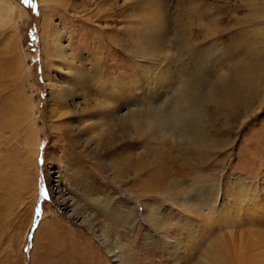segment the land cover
I'll return each mask as SVG.
<instances>
[{
  "label": "rangeland",
  "instance_id": "obj_1",
  "mask_svg": "<svg viewBox=\"0 0 264 264\" xmlns=\"http://www.w3.org/2000/svg\"><path fill=\"white\" fill-rule=\"evenodd\" d=\"M6 1L0 0V14L4 13L0 15V120L14 119L15 123L0 132V264H112L86 228L77 225L79 230L69 231L64 210L56 204L46 154H59V164L66 171L71 165L60 159L63 152L70 159L76 156L84 161L94 181L138 209L142 224L146 202L157 201L159 210L169 204L164 197L174 191H166L168 182L191 189L210 179L213 185L230 191L245 184L249 191L264 196V100L254 98L256 108L238 106L227 115L229 121L223 110L210 108L208 119L218 134L220 150L216 149L209 163L203 160L205 165L190 153L189 145L167 135L158 137L155 128L135 130L113 123V127L105 125L101 133L99 128L94 130V143H87L84 134L94 121L90 117L104 109L96 104L112 100V90H122L131 108L170 110V87L161 86L152 96L144 82H150L147 76L155 66L185 62L190 52L202 50L203 57L204 52L212 57L225 52L236 58L251 49L255 63L251 72L262 76L264 0H157V5L154 0ZM190 34L193 39L187 43ZM153 37L165 49V60L150 55ZM56 42L68 46L71 58L83 65L90 79L89 85H77L82 96L78 111L71 108L76 119L68 107L53 99L46 77L48 73L51 83L58 86L66 82V67L59 61L52 64L60 60L53 54ZM106 156L125 162L127 178L112 181L101 161ZM154 160H159L156 168ZM143 163L145 179L137 173ZM184 175L191 183L185 182ZM64 180L69 181L68 174ZM169 217L182 229L179 212ZM173 228L167 225L161 230L175 239ZM81 235L92 239L90 246ZM143 236L144 232L124 239L138 252L131 264H169L153 239L144 241ZM72 239L79 245L76 253H68L66 242Z\"/></svg>",
  "mask_w": 264,
  "mask_h": 264
},
{
  "label": "bare ground",
  "instance_id": "obj_2",
  "mask_svg": "<svg viewBox=\"0 0 264 264\" xmlns=\"http://www.w3.org/2000/svg\"><path fill=\"white\" fill-rule=\"evenodd\" d=\"M154 2L157 5L158 1L154 0ZM9 7L12 8L11 5ZM192 39L190 34L187 43H190ZM153 42H150L148 48L151 49L150 55L158 57L156 60H165L166 55L163 52L165 49L157 46V37ZM247 46L243 45V48L249 49ZM54 52L53 54L60 60L55 59L52 64L56 65L59 61L64 68L66 67V82L60 86L55 85L51 83L52 78L48 73L46 74L55 97L53 99L61 101L70 110L72 108L78 111L82 94L77 85H89L90 79L83 65L78 66L75 59L71 58L72 54L69 53L67 45L56 42ZM224 54H220L221 57L217 54L212 57L204 52L203 57V51L197 50L188 53L185 62L178 60L180 64H177L171 61L169 65L152 68V75H148L146 80L151 83L144 82L146 92L153 96L154 93L160 92L161 86L170 87L172 107L168 111L151 107V109L144 107L145 110L131 108L129 103L124 101L122 90H112L111 99L118 98L119 102L107 100L104 104H96L97 107L104 109L100 111L98 109L94 116L90 117L94 121L91 123L90 130L84 133L88 137L85 141L94 143L96 141L94 130L99 128L98 132L101 133L105 125L113 127V123L124 124L125 128L129 126L135 130L139 127L148 130L155 128L158 137L167 135L172 139H179L189 145V151L195 154L196 160L201 163L205 160L206 164L209 163L213 157L212 154L220 145L218 134L212 130L208 119L210 108L223 110L226 121H229L227 115L230 116L238 106L248 109L255 106V99L264 100V73L261 76L257 72H251L255 65L254 52L250 49L236 58ZM228 61L230 63L226 65ZM118 87L119 85L117 89ZM260 90H263L261 91L263 94H259ZM259 96H262V99H259ZM160 99L162 101V98ZM72 110L70 112L73 119L75 117L72 114L75 113ZM2 114L0 112V117ZM14 123V119L6 121L1 118L0 132L6 127H13ZM221 143L225 144L222 141ZM97 148L96 144L95 149ZM65 154V152L60 154V159L64 158L70 163L68 171L59 164V154L51 156L46 154L47 167L50 169L48 171L53 174L51 178L55 182L53 186H55L56 204L58 208L61 207L64 210L66 222L70 227L69 231L79 230L77 225L82 226L83 229L86 228L93 240L99 244L101 252L111 258L112 264H131L132 257L138 252L127 245L124 239L142 232H144L143 240L152 238L169 264H264V196H257L254 193L255 190L249 191L245 184L230 191L226 186L213 185L210 179L198 182L199 185L196 184L198 186L191 189L185 185H174L168 182L166 191H174L171 196L164 197L169 204L164 207V210H159L157 201L146 202L143 205L145 223L142 224L135 206L110 192L102 183L94 181L90 172L91 168L84 161L78 160L74 155V158L70 159ZM101 161L105 165L103 168L111 172L110 178L113 182L127 178L123 174L125 162L121 159L106 156ZM190 161L192 160L189 159L188 162ZM158 162L159 160H154L155 165L152 166L158 167ZM191 165L195 166V164ZM144 169L145 163L138 165L137 173L142 179H145ZM67 174L68 182L64 180ZM187 177L184 175L185 182H190L191 179ZM174 212H179L182 216V229L178 224L170 221L169 215ZM137 225L144 226V229H138ZM167 225L174 226L175 239L163 234L161 229ZM79 237L86 239L88 243L92 240L87 235ZM66 243L69 247L68 253L79 251L76 240L72 239Z\"/></svg>",
  "mask_w": 264,
  "mask_h": 264
},
{
  "label": "snow or ice",
  "instance_id": "obj_3",
  "mask_svg": "<svg viewBox=\"0 0 264 264\" xmlns=\"http://www.w3.org/2000/svg\"><path fill=\"white\" fill-rule=\"evenodd\" d=\"M24 3H30V0H23Z\"/></svg>",
  "mask_w": 264,
  "mask_h": 264
}]
</instances>
